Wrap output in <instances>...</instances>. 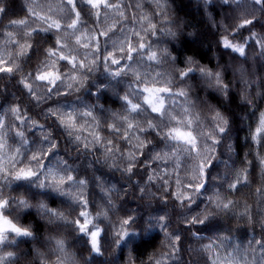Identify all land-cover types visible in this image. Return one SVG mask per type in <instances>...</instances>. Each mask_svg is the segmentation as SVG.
Here are the masks:
<instances>
[{"label":"clouds","instance_id":"1","mask_svg":"<svg viewBox=\"0 0 264 264\" xmlns=\"http://www.w3.org/2000/svg\"><path fill=\"white\" fill-rule=\"evenodd\" d=\"M0 264H264V0H0Z\"/></svg>","mask_w":264,"mask_h":264}]
</instances>
